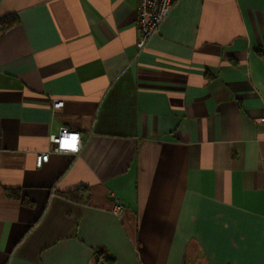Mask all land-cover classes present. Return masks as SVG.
<instances>
[{
    "label": "crops",
    "instance_id": "crops-1",
    "mask_svg": "<svg viewBox=\"0 0 264 264\" xmlns=\"http://www.w3.org/2000/svg\"><path fill=\"white\" fill-rule=\"evenodd\" d=\"M136 2L0 0V264H264V0Z\"/></svg>",
    "mask_w": 264,
    "mask_h": 264
},
{
    "label": "built area",
    "instance_id": "built-area-1",
    "mask_svg": "<svg viewBox=\"0 0 264 264\" xmlns=\"http://www.w3.org/2000/svg\"><path fill=\"white\" fill-rule=\"evenodd\" d=\"M176 0H137L136 2V28L138 32V47L145 46L149 38L154 35L170 12ZM63 105L62 100H54L53 108H58ZM50 143H53V152L77 153L82 145L79 133L61 127L57 134H50ZM49 152H42L35 155V166L40 167L48 160ZM110 212L114 215H120L124 206L120 200L110 195Z\"/></svg>",
    "mask_w": 264,
    "mask_h": 264
},
{
    "label": "trees",
    "instance_id": "trees-1",
    "mask_svg": "<svg viewBox=\"0 0 264 264\" xmlns=\"http://www.w3.org/2000/svg\"><path fill=\"white\" fill-rule=\"evenodd\" d=\"M17 22L15 15H9L4 18H0V33L7 30ZM77 191V190H76ZM14 194V193H13ZM70 198H76L75 191L66 193ZM95 262L94 264H113V257L103 250H95Z\"/></svg>",
    "mask_w": 264,
    "mask_h": 264
}]
</instances>
